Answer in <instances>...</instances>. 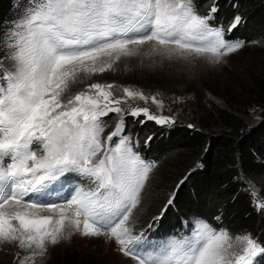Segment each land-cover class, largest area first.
Returning a JSON list of instances; mask_svg holds the SVG:
<instances>
[{
	"label": "snow or ice",
	"instance_id": "obj_1",
	"mask_svg": "<svg viewBox=\"0 0 264 264\" xmlns=\"http://www.w3.org/2000/svg\"><path fill=\"white\" fill-rule=\"evenodd\" d=\"M16 6L14 18L0 21V240L42 256L47 243L71 228L109 236L135 264H257L264 244L256 237H233L200 217L179 235L135 233L134 212L156 163L134 150L138 140L124 134L125 115L160 125L174 121L148 107L124 106L129 98L147 102L142 90L92 83L73 93L71 85L138 55L145 44H151L148 56L219 64L258 41L226 39L223 25L212 23L216 0L206 15L197 0H24L22 8L17 0ZM241 20L236 15L227 32ZM150 99L163 106L156 95ZM110 113L119 119L104 137ZM236 179L248 185L245 192L254 181L243 171ZM253 206L264 212L255 197Z\"/></svg>",
	"mask_w": 264,
	"mask_h": 264
},
{
	"label": "trees",
	"instance_id": "obj_2",
	"mask_svg": "<svg viewBox=\"0 0 264 264\" xmlns=\"http://www.w3.org/2000/svg\"><path fill=\"white\" fill-rule=\"evenodd\" d=\"M212 3L213 0H197L198 10L207 14ZM16 4L17 0H0V21H8L17 15ZM23 4L24 0H20L21 8ZM216 6L218 11L213 22L222 24L226 30L236 15L241 16V26L233 30L237 32L233 36L253 39L260 37L259 34L264 35V0H216ZM134 73L118 75L121 79L118 81L157 97L176 93V87L179 91L184 88L185 80L173 81L174 76L163 72ZM109 78H99L103 81L98 83L113 81L117 85V79ZM240 83L233 90L222 87L216 77L196 80L191 87L197 93L198 101L192 107L191 120L165 110L163 113L157 110L155 114L172 117L173 113V123L160 125L147 120L144 115H125L124 134H129L134 142L138 140L134 150L141 157L150 154L151 159L159 163V170L152 180L157 189L160 185L168 186L166 191H155L161 196L159 205L162 209L169 194L176 191L175 206L172 204L165 211L160 232L168 234L165 224L170 219L176 221L175 229L181 214L186 217L189 227L193 217H200L215 228H227L233 237L248 232L264 244V212H258L253 206V197L257 203L264 202V72L253 69L248 77L241 78ZM191 87L189 85L185 91H190ZM80 89L87 88L83 89L79 83L71 87L73 93ZM180 107L185 117L190 116V103ZM257 108H261L259 113L262 114L258 120L254 118ZM103 119L107 125L103 136L107 137L119 117L110 113ZM241 171L254 178L248 192L242 191L248 185L236 179ZM181 180L184 183L177 191L175 185ZM256 181L262 190L254 185ZM148 215L141 219V226L148 225L144 224ZM217 217H220L219 221ZM256 259L257 264H264V257ZM87 264L97 263L90 261Z\"/></svg>",
	"mask_w": 264,
	"mask_h": 264
},
{
	"label": "rangeland",
	"instance_id": "obj_3",
	"mask_svg": "<svg viewBox=\"0 0 264 264\" xmlns=\"http://www.w3.org/2000/svg\"><path fill=\"white\" fill-rule=\"evenodd\" d=\"M203 14L206 15L205 13ZM240 26L241 23L237 27L239 28ZM230 34L236 35L237 32L232 31L231 33H228V35H225V38L229 40L240 39L244 41H258V43L246 44L238 52L224 57V62L219 64H214L204 59H195L189 62L183 60L166 59L158 56H148L145 55V53L151 49V44H145L139 49L138 55L122 58L120 61L114 63L111 69H107L103 73L96 72L95 74L83 76L77 83H79L80 86L83 85L84 89L87 88L89 84L103 81L98 80L99 78L108 79V77H111L109 78L110 80L117 79L116 82L118 86L128 87L127 84L118 81L121 80V74H130V72L133 71L136 73H141L151 70L163 72L167 76H174L173 81H180L182 79L185 80L184 88L179 91V89L176 87V93L157 97V100L163 101L162 107L158 104L152 103L150 97L154 94L149 93L145 94L149 97L147 102L140 100L139 98H129L127 100L129 102H127V104L124 106L131 105L132 107H148L152 113H156L157 110L162 113L165 111H173L177 116L179 115L181 118L184 117L185 119L191 120L193 117L192 113H194V108L192 107H194L198 101L197 93L194 92L191 87L196 80H199L201 77H216L220 79L222 87L228 86L235 90L239 85H241V78L248 77L250 72H253V69H256L261 73L264 72V37H261L264 35L259 34L260 37L250 39L246 37L235 38ZM142 65L144 66L141 67ZM101 66L103 65L99 62L96 65L97 68ZM118 75H120L119 78H117ZM109 83L115 84L113 81H108L106 83L102 82L101 84ZM75 84H72L71 87ZM189 85L191 87L190 91H185ZM132 90L141 91L142 89ZM142 91L144 93L146 92L145 90ZM189 103L190 116L185 117V115L180 110V106H187ZM170 104H172V106H169ZM176 109L179 110L177 111ZM260 111L261 108H257L255 111L254 118L257 120L262 116V114L259 113ZM172 117H175L173 113ZM172 117L171 119L173 120ZM142 158L147 161H154L156 163V167L153 169L150 179L147 182L146 189L143 193L142 203L134 212L135 233L148 228L147 226H141V219H143L145 215L149 214V217L146 218V222H144V224H150L153 222L154 217L160 214L162 211V205H159L161 196L159 194L156 195L155 191L159 189L160 192H163L168 188V186L160 185L157 189V187H155L153 184L152 179H154V176L159 170V163L155 159H151L150 154H147L146 157ZM177 185L178 184L175 185V189ZM254 185L259 188V190H262V186L259 181H256V184ZM50 198L53 200L56 199L55 196ZM41 210L42 209H39L37 211L44 213L43 215L50 214L46 209L44 212H41ZM175 223L176 221L170 219L169 223L167 222L165 226L171 231L175 227ZM233 242L235 243V241ZM33 251V248L21 247L18 241L0 240V264H20L21 261H23L24 264H87L90 261H94L97 264H135V261H133L130 257H126L120 251V246L114 240L110 239L109 236H84L80 231H73L71 228H66L64 230L57 243H47L46 251L42 256H33ZM35 251L39 250L35 249Z\"/></svg>",
	"mask_w": 264,
	"mask_h": 264
},
{
	"label": "bare ground",
	"instance_id": "obj_4",
	"mask_svg": "<svg viewBox=\"0 0 264 264\" xmlns=\"http://www.w3.org/2000/svg\"><path fill=\"white\" fill-rule=\"evenodd\" d=\"M45 209H42L41 212H44ZM40 215H43L44 213H40V211H38Z\"/></svg>",
	"mask_w": 264,
	"mask_h": 264
}]
</instances>
